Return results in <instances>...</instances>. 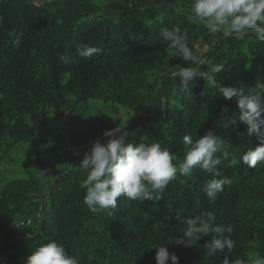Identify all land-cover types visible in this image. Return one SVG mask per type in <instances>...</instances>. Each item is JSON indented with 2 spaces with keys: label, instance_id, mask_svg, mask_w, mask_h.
<instances>
[{
  "label": "trees",
  "instance_id": "16d2710c",
  "mask_svg": "<svg viewBox=\"0 0 264 264\" xmlns=\"http://www.w3.org/2000/svg\"><path fill=\"white\" fill-rule=\"evenodd\" d=\"M192 0H0V264H25L36 247L55 240L80 264H155L168 244L179 264H220L204 243H170L178 216L211 211L213 227L234 241L233 262L264 256V164L240 162L255 148L246 126L225 127L235 112L203 79L179 90L171 73L186 66L159 39L180 27L188 46L207 63L223 64V85L251 90L264 83V42L249 34L210 33L191 17ZM100 49L90 59L80 45ZM117 130L132 142H159L178 164L193 139L208 131L224 139L218 168L231 183L215 201L212 177L195 168L171 182L159 201L121 197L113 214L83 204L78 168L103 133ZM30 222L26 224V220ZM24 222L23 224H21Z\"/></svg>",
  "mask_w": 264,
  "mask_h": 264
},
{
  "label": "clouds",
  "instance_id": "9594fccd",
  "mask_svg": "<svg viewBox=\"0 0 264 264\" xmlns=\"http://www.w3.org/2000/svg\"><path fill=\"white\" fill-rule=\"evenodd\" d=\"M190 13L193 20L212 34L223 29L237 39L253 34L264 42V0H192ZM159 39L186 65H177L170 77L177 82L180 91L189 93L190 86L199 78L210 84L223 99L235 102L237 110L219 123L225 127L245 125L247 135H255L259 142L255 148L243 153L240 162L248 168L264 164V83L256 84L251 90L219 83L216 74L224 71V65L211 64L207 70H202L206 58L192 51L186 33H182L178 26L171 30L161 29ZM99 51L84 44L77 49L78 55L85 59L92 58ZM102 135L103 142L94 141L78 166L85 174L80 183L84 191L83 204L93 213L103 211L112 215L121 197L130 201H159L171 182L178 176H190L195 168L212 177L204 189L209 201H215L224 190L223 186L231 183L218 168L221 159L217 153L222 152L224 139L215 136L211 130L196 139L191 135L183 137L189 148L178 164L174 163L175 154L159 142H132L127 134L117 133L116 129ZM176 219L184 227L170 243L189 248L208 237L204 246L209 256L224 254L220 264H233L227 253L234 248V241L226 236L213 235L220 229L213 227L211 211ZM25 222L29 223L30 219ZM154 249L155 264H179V257L169 252L168 244ZM25 264H80V261L66 253L63 245L51 240L36 247ZM234 264L245 262L237 259ZM252 264H264V256H258Z\"/></svg>",
  "mask_w": 264,
  "mask_h": 264
}]
</instances>
